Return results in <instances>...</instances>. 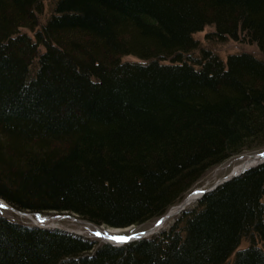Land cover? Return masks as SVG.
<instances>
[{
    "label": "trees",
    "instance_id": "1",
    "mask_svg": "<svg viewBox=\"0 0 264 264\" xmlns=\"http://www.w3.org/2000/svg\"><path fill=\"white\" fill-rule=\"evenodd\" d=\"M48 8L0 0L8 208L140 227L181 204L209 169L264 151V0ZM205 28L207 39L254 45L260 57L222 61L193 38ZM196 203L168 231L119 248L0 217V264H227L232 255L230 264H264V163Z\"/></svg>",
    "mask_w": 264,
    "mask_h": 264
},
{
    "label": "rangeland",
    "instance_id": "2",
    "mask_svg": "<svg viewBox=\"0 0 264 264\" xmlns=\"http://www.w3.org/2000/svg\"><path fill=\"white\" fill-rule=\"evenodd\" d=\"M49 2L50 0H44L45 8L47 9V10L45 9L47 16L49 12V8H48ZM211 32H212V28H205L202 32L195 34L193 38L201 44L202 48L212 52L213 54H216L222 61L226 62L227 59L226 57L228 55L238 54V53L239 54L248 53L254 55L255 57H260L259 51L254 45L248 43H242L240 41L235 42L230 39L225 42H214L213 40L207 39V35ZM124 60L132 61V58H125ZM248 161L249 162L252 161L251 167L245 168L243 171L233 175L234 170L238 169ZM262 162H264V151L254 152V153L243 152L239 155L233 156L225 160L224 162L218 164L217 166L209 169L205 173V175L203 176L197 187L193 188V190L186 196V198H188L190 195L196 192L202 193L203 191L212 188L213 186H215L216 184L222 181H225L224 183L229 182L230 180L239 177L244 172L256 167ZM222 184L220 183V185ZM220 185H218V187ZM194 204L195 203L190 204L188 207H186L185 211L193 209L197 203L195 205ZM176 207L177 206L170 208L164 215L165 217L163 216L162 218L156 221L149 222L140 227H130L127 229H108L104 227H95L78 219L74 215L65 214V213L63 214L49 213L47 215H38V216L30 215V214L21 215L20 213L18 214V212L16 213V211H13L8 208L7 210L0 209V217L5 218L12 223H18L24 226H28L29 228L39 226V227L47 228L48 230H56V229L62 230L67 234H72L73 236L80 237L86 241L96 243L97 245L108 244V243L118 245L121 242H124L126 239L125 240L113 239L114 237L130 238L151 230L153 234H150L145 238V239H150L154 236L160 235L161 233L168 231L169 227L173 224L176 218L179 217L178 216L179 213H181L184 210V209L182 210V207H180L178 210L179 212L177 211V214H175V216L169 217V214L167 213L171 209ZM160 221L162 223L159 226L160 229L157 227L159 229L157 231L156 226ZM249 245L250 243L244 241L240 245L239 249L246 248ZM232 259H233V255L230 257L229 262L227 264H230Z\"/></svg>",
    "mask_w": 264,
    "mask_h": 264
},
{
    "label": "bare ground",
    "instance_id": "3",
    "mask_svg": "<svg viewBox=\"0 0 264 264\" xmlns=\"http://www.w3.org/2000/svg\"><path fill=\"white\" fill-rule=\"evenodd\" d=\"M251 164H252V161L251 162H246V163H244L241 167H239L238 169H236V170H234V174L233 175H235L236 173H238V172H241V171H243L245 168H249V167H251ZM204 192V191H203ZM202 192V193H203ZM202 193L201 192H196V193H194V194H192V195H190L188 198H186L185 200H184V202H182V205L181 204H179V206H177L176 208H173V209H171L167 214H169V217H173V216H175V214H177V211L179 210V208L180 207H182V212H184L185 211V209H186V207H188L190 204H193V203H196L199 199H200V197L202 196ZM0 209H2V210H7L8 209V207L6 206V204H4L1 200H0ZM10 209V208H9ZM12 210V209H11ZM14 211V210H13ZM181 211V210H180ZM179 212V211H178ZM181 212V213H182ZM17 213V212H16ZM181 213H179V215L181 214ZM18 214H19V212H18ZM21 215L23 214V213H20ZM178 215V216H179ZM38 216V215H37ZM165 217V216H164ZM26 218H29V217H26ZM163 222H164V220H163ZM161 221L157 224V226H156V230L158 231L160 228H159V226L161 225ZM159 229H158V228ZM43 228V227H42ZM150 234H153L152 233V231L150 230V231H147V232H145V233H143V234H139V235H136V236H134V237H130V238H127L125 241H130V240H135V239H137L138 237H141V236H143V237H145V236H149ZM72 235V234H71ZM98 237H100V236H98ZM124 241V242H125ZM124 242H121V243H124ZM120 243V244H121ZM120 244H118V245H120ZM113 245H115V244H113Z\"/></svg>",
    "mask_w": 264,
    "mask_h": 264
},
{
    "label": "water",
    "instance_id": "4",
    "mask_svg": "<svg viewBox=\"0 0 264 264\" xmlns=\"http://www.w3.org/2000/svg\"><path fill=\"white\" fill-rule=\"evenodd\" d=\"M262 163H264V162H262ZM262 163H260V164H262ZM227 181V180H226ZM225 181H222V182H220L221 184L222 183H224ZM220 183H218V184H216L215 186H213L212 188H210V189H208V190H206V191H204L203 193H202V196L200 197V199L204 196V195H206V194H208V193H210V192H212V191H214L217 187H218V185H220ZM199 199V200H200ZM41 229H47V228H41ZM146 238V236L145 237H143V236H141V237H138L137 239H135V240H130V241H125L124 243H121L120 245H113V244H111V243H108V244H110L111 246H113V247H120V246H122L123 244H128V243H132V242H135V241H139V240H143V239H145Z\"/></svg>",
    "mask_w": 264,
    "mask_h": 264
},
{
    "label": "snow or ice",
    "instance_id": "5",
    "mask_svg": "<svg viewBox=\"0 0 264 264\" xmlns=\"http://www.w3.org/2000/svg\"><path fill=\"white\" fill-rule=\"evenodd\" d=\"M113 239L125 240V239H127V238H125V237H114Z\"/></svg>",
    "mask_w": 264,
    "mask_h": 264
}]
</instances>
